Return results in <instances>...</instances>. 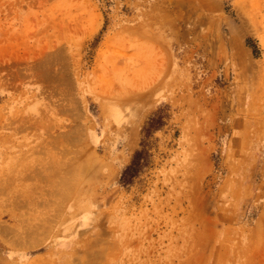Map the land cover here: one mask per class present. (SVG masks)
I'll return each instance as SVG.
<instances>
[{
    "label": "rangeland",
    "instance_id": "374dc122",
    "mask_svg": "<svg viewBox=\"0 0 264 264\" xmlns=\"http://www.w3.org/2000/svg\"><path fill=\"white\" fill-rule=\"evenodd\" d=\"M0 264H264V0H0Z\"/></svg>",
    "mask_w": 264,
    "mask_h": 264
},
{
    "label": "trees",
    "instance_id": "16d2710c",
    "mask_svg": "<svg viewBox=\"0 0 264 264\" xmlns=\"http://www.w3.org/2000/svg\"><path fill=\"white\" fill-rule=\"evenodd\" d=\"M147 128L149 129L150 127H147ZM148 129H146V131H147ZM142 155H143L142 153H136L135 156H134V163H135V162L137 161V159H139Z\"/></svg>",
    "mask_w": 264,
    "mask_h": 264
},
{
    "label": "bare ground",
    "instance_id": "6f19581e",
    "mask_svg": "<svg viewBox=\"0 0 264 264\" xmlns=\"http://www.w3.org/2000/svg\"><path fill=\"white\" fill-rule=\"evenodd\" d=\"M67 189V187H65ZM68 191V190H67Z\"/></svg>",
    "mask_w": 264,
    "mask_h": 264
}]
</instances>
